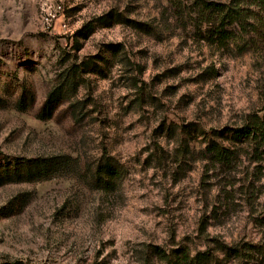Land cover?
I'll list each match as a JSON object with an SVG mask.
<instances>
[{
  "label": "rangeland",
  "instance_id": "1",
  "mask_svg": "<svg viewBox=\"0 0 264 264\" xmlns=\"http://www.w3.org/2000/svg\"><path fill=\"white\" fill-rule=\"evenodd\" d=\"M190 1L0 0V264H166L153 246L264 264V142L232 138L264 117V43L208 37ZM111 12L143 27L101 25ZM94 56L42 117L68 64ZM212 140L233 148L231 164L206 154ZM103 152L125 171L111 192L87 174L2 171L57 154L94 165Z\"/></svg>",
  "mask_w": 264,
  "mask_h": 264
},
{
  "label": "trees",
  "instance_id": "2",
  "mask_svg": "<svg viewBox=\"0 0 264 264\" xmlns=\"http://www.w3.org/2000/svg\"><path fill=\"white\" fill-rule=\"evenodd\" d=\"M188 10L190 19L194 25L199 27L205 23L208 29L205 33L208 37L217 38L221 42L229 39H236L237 35H250V41L254 50L258 51L264 43V0H192ZM112 20L118 24H126L129 27L141 29L140 22L124 17L120 13H109L101 20V25L110 26ZM230 28V29H228ZM98 61V56L87 58L83 61L74 59L66 68V75L56 87L55 93L48 96L44 103L41 116L52 112L54 104L63 100L64 94L73 96L79 87L80 77L92 70V66ZM56 98V99H54ZM54 99V100H53ZM56 102V103H54ZM165 124L160 126L164 131ZM178 128L176 125H169L167 130ZM187 129L184 127V130ZM222 134V133H221ZM220 133L218 135H221ZM233 139L249 140L257 147L264 142V117L258 115L249 118L248 122L233 132ZM180 148L183 151V158L191 154L190 146L186 140H181ZM206 154L211 155L213 162L222 165L232 163L235 156L233 148H227L216 140L210 141L206 148ZM11 165L6 164L2 171L7 179L9 177H22L26 182L48 181L56 178L80 177L82 174L88 176L90 186L104 191H114L125 177L122 165L113 156L103 152L101 158L94 164L82 165L80 160L66 154L52 156H39L24 160L10 169ZM2 173H0L1 178ZM8 180H6L7 182ZM3 183H0L2 185ZM153 256L163 260L166 264H208L217 260L215 254L208 251L199 252L192 258L186 250L166 251L159 246L150 249ZM237 252V250H236ZM251 258L248 257V260ZM5 264H22L18 261ZM144 264H151L150 258L144 257Z\"/></svg>",
  "mask_w": 264,
  "mask_h": 264
}]
</instances>
